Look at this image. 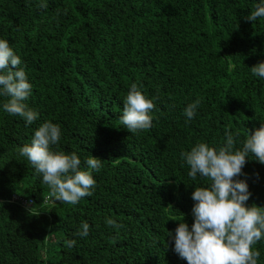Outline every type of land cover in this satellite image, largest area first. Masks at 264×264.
<instances>
[{"label": "trees", "instance_id": "trees-1", "mask_svg": "<svg viewBox=\"0 0 264 264\" xmlns=\"http://www.w3.org/2000/svg\"><path fill=\"white\" fill-rule=\"evenodd\" d=\"M262 2L0 0V39L20 57L38 113L27 124L0 95V264H187L175 229L183 219L191 229L192 193L211 182L193 181L181 153L218 150L226 132L242 148L264 123V78L251 71L264 62V17L246 19ZM133 83L155 104L152 126L136 133L121 121ZM44 122L61 130L52 150L75 152L81 168L100 159L92 195L75 205L51 197L20 155ZM234 179L264 209V164L249 153ZM253 249L264 264V238Z\"/></svg>", "mask_w": 264, "mask_h": 264}, {"label": "clouds", "instance_id": "clouds-1", "mask_svg": "<svg viewBox=\"0 0 264 264\" xmlns=\"http://www.w3.org/2000/svg\"><path fill=\"white\" fill-rule=\"evenodd\" d=\"M259 17H264V2L256 5L246 19L253 22ZM20 64V57L8 41L0 39V95L9 97L3 109L32 124L38 113L25 103L32 86ZM251 71L264 78V62L252 66ZM198 104L197 100L187 106L188 119L193 118ZM154 108L153 100L146 98L133 83L124 100L121 116L124 128L131 133L149 129L153 119L149 113ZM60 135L58 125L44 122L35 131L31 144L20 148V155L42 174L51 197L75 205L81 198L92 195L96 184L92 173L100 169L101 163L99 158L91 156L86 160L87 167L81 168L75 152L52 150L50 146L58 143ZM234 143L231 132H226V143L218 150L199 142L190 151L181 153V158L190 166L188 176L193 181L199 174L211 182L207 187H195L192 193L195 203L191 229L184 219L175 229L173 250L187 264H257L260 253L253 245L264 238V209L246 204L250 197L248 184L234 178L241 174L249 153L264 164V123L247 136L242 148L234 150ZM106 223L119 227L111 218ZM88 231L89 225L83 223L78 234L87 236ZM74 243L68 241L67 246L72 247Z\"/></svg>", "mask_w": 264, "mask_h": 264}, {"label": "rangeland", "instance_id": "rangeland-1", "mask_svg": "<svg viewBox=\"0 0 264 264\" xmlns=\"http://www.w3.org/2000/svg\"><path fill=\"white\" fill-rule=\"evenodd\" d=\"M22 194H23V195H26V193H25V192H22Z\"/></svg>", "mask_w": 264, "mask_h": 264}, {"label": "built area", "instance_id": "built-area-1", "mask_svg": "<svg viewBox=\"0 0 264 264\" xmlns=\"http://www.w3.org/2000/svg\"><path fill=\"white\" fill-rule=\"evenodd\" d=\"M23 201V203L25 202L24 200H22ZM28 205V204H27Z\"/></svg>", "mask_w": 264, "mask_h": 264}]
</instances>
